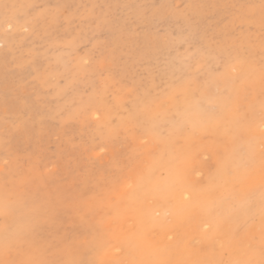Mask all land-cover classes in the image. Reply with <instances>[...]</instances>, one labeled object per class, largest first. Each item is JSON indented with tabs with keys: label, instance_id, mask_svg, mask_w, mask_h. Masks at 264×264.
<instances>
[{
	"label": "rangeland",
	"instance_id": "rangeland-1",
	"mask_svg": "<svg viewBox=\"0 0 264 264\" xmlns=\"http://www.w3.org/2000/svg\"><path fill=\"white\" fill-rule=\"evenodd\" d=\"M263 120L264 0H0V258L227 256L202 194Z\"/></svg>",
	"mask_w": 264,
	"mask_h": 264
},
{
	"label": "bare ground",
	"instance_id": "bare-ground-1",
	"mask_svg": "<svg viewBox=\"0 0 264 264\" xmlns=\"http://www.w3.org/2000/svg\"><path fill=\"white\" fill-rule=\"evenodd\" d=\"M262 126L264 128V120L263 122H261V124L255 125L253 129L254 132L252 133H255V136H257L259 140L257 160L258 167H256L254 170H251L252 172H247L248 174H250V176L248 175L249 182H247L246 184L242 183L241 177L238 176L236 173H234L231 178L222 176L215 187H210L206 189V191H203L202 194L203 205L201 207V214L203 215L205 222L209 224V229L211 233L205 235L204 239L205 241H208L211 238L212 241L214 237H220L223 241V246L227 256L223 257L220 254L214 252L203 253V255H196V253L194 252L187 251L185 247L178 246L179 251L177 250V252H171V256L169 258L171 262L178 263L181 259L180 257L184 256L186 257V264H236L237 261H242L249 258L257 259L259 257V255L254 252V249H252L251 246L254 245V243H259L262 245V236H264V218H262L260 210L256 212L259 208L258 206L262 205V202H264V182H262V170H264V129H262ZM185 195L188 194L186 193ZM234 212H237L236 216L240 217L241 221L238 222H240L244 228V233L241 234L246 238L248 244H251L249 248H241L237 244L239 235L236 230L238 227L237 225L234 226L233 223H237L236 220L238 219V217H234ZM232 224L235 230L231 227ZM124 227L128 228V226ZM132 227L134 228L135 226ZM128 229V231H131L132 228L130 227ZM187 229H192L189 217L187 219ZM169 233H164V235ZM157 237H160V242H163L161 240V236L157 235ZM169 237L171 236H168V238ZM176 249L177 248H174V250ZM108 253L111 252L109 251Z\"/></svg>",
	"mask_w": 264,
	"mask_h": 264
},
{
	"label": "snow or ice",
	"instance_id": "snow-or-ice-1",
	"mask_svg": "<svg viewBox=\"0 0 264 264\" xmlns=\"http://www.w3.org/2000/svg\"><path fill=\"white\" fill-rule=\"evenodd\" d=\"M262 182H264V170H262ZM260 211L262 218H264V202H262ZM10 256H11L10 250L6 249L3 258H0V264H73V262H60V261L16 260L10 258ZM259 256L260 258L258 260L249 258L246 260L237 261L236 264H264V236H262V247Z\"/></svg>",
	"mask_w": 264,
	"mask_h": 264
}]
</instances>
